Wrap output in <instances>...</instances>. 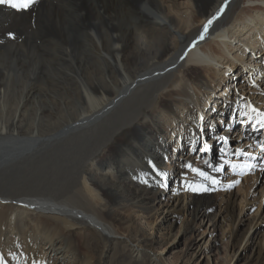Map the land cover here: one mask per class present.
<instances>
[{
    "label": "bare ground",
    "instance_id": "obj_1",
    "mask_svg": "<svg viewBox=\"0 0 264 264\" xmlns=\"http://www.w3.org/2000/svg\"><path fill=\"white\" fill-rule=\"evenodd\" d=\"M253 50L263 58L254 60ZM245 65L254 67L258 87L264 86V0H36L26 10L0 5V140L9 141H0V159L21 156L35 139L43 160L32 178L0 177L5 264H115L116 255L108 252L116 253V245L129 250L128 264L132 257L148 264H240L237 254L253 240L250 254L259 258L264 127L257 121L264 98L257 89L244 91L245 77L238 75ZM233 74L242 88L234 96ZM215 118L224 149L207 160L195 130H212L219 124ZM176 134L180 145L169 146ZM186 143L197 154L188 152L181 162L179 190L164 207L156 205L172 178L171 152ZM63 160L68 183L49 178ZM245 162L254 165L245 174L232 167ZM249 205L255 210L241 230ZM180 212L174 229L167 219ZM204 215L214 229L227 220L232 252L218 261L205 254L211 229L201 230ZM181 231L188 238L183 254L168 261ZM78 240L90 252L94 242L96 257L78 252Z\"/></svg>",
    "mask_w": 264,
    "mask_h": 264
},
{
    "label": "rangeland",
    "instance_id": "obj_2",
    "mask_svg": "<svg viewBox=\"0 0 264 264\" xmlns=\"http://www.w3.org/2000/svg\"><path fill=\"white\" fill-rule=\"evenodd\" d=\"M240 38H242V37H240ZM239 44H240L239 42L235 43V47L240 46ZM249 52H251V51H249ZM233 53H232V55L235 54V53L234 54ZM257 53H259V52H257V50H253L251 52L253 59L254 60H255V58L258 60L262 59L263 56H261V54H257ZM223 66L226 67V64H224ZM250 68L251 69L249 71V68L245 65L243 68V75H242V73L238 75L239 77H245L244 83H246V84H245V87H243V89L245 92L246 91L254 92L253 89H257V91H258L257 95L262 96V98H264V86L258 87V83H261V82H259L260 78H257V75H255V72L252 69L254 67L252 66ZM239 70L237 73H239ZM259 76L263 77V79H264V73H262ZM236 77H237V75L235 76L233 74L234 80L232 79V82L231 81L229 82L230 87H231V90L229 88L230 92L233 93V91H236L233 93V96L235 94H237V95L241 94V89H242V88H240V84L237 86L238 80H236ZM246 77H247V79H246ZM259 92H261V95ZM227 97H228V95H227ZM243 100H245V99H243ZM215 119L218 121L217 118H215ZM214 122L215 121L213 120L211 123L214 124ZM206 123L209 124L210 122L206 121ZM218 123L219 124H217V126L214 125V127H212V130L210 128L209 129L206 128L207 131H205V130L203 131V129H202V131H203L202 134L200 132L201 129H200L199 125L197 126V128L195 130L196 131L195 132V138L197 136H200L201 139L203 140V147L202 148L207 147L210 149V151H207V152L201 151L202 154H205V157L207 158V160L209 159V157L218 156L219 152L222 149H224L223 148V146H224L223 141L225 139L223 138V136H224V134L222 132L223 128L220 125L221 121H218ZM26 124H28V123H26ZM32 124H33V126H36V128L40 127V124H38L36 122H32ZM175 126H178V124L176 123ZM238 127H241V123L237 124L236 127L234 126L231 128V130L228 134V137H227L228 143L235 140L234 139V137H235L234 133ZM184 138H188V135H186V133L184 134ZM176 139H178L177 134L175 135V137L173 139L170 138V140H167V143L169 144V146L174 145V144L180 145L181 140L179 141V143H176L177 142ZM0 141L1 142L5 141L6 143L9 142L7 139H1ZM16 141H19V140H16ZM16 141H11V142H16ZM35 141L36 140L34 139L32 141L26 142V146H25V148L27 149V150H25L26 153H22L21 156H20V154L13 152L12 155L15 158H10L7 160L4 158L0 159V174H3V173L6 174V176L0 175V177H5L7 179H11V178L19 179V178H24V177L32 178L33 176H36L38 174L39 171H37L38 170L37 164H38L39 160H41L40 159L41 154L39 153V147L35 146V144H36ZM22 142H25V141H22ZM9 144L10 145L8 147V152L11 153L12 152L11 148H13L14 146L11 143H9ZM64 144H65V142H62L61 146ZM254 144H255V142H254ZM256 144H257V142H256ZM15 146L20 148L17 145H15ZM54 146H56V144ZM43 149L46 150L48 153L56 151V149H54L52 147H47V148H43ZM197 150H198V147H197ZM188 152L192 156L195 155V153L197 154V151L195 149L191 150L189 148L188 143L185 144V147H183L182 150H176L175 152H173V154L171 152V156L169 157L170 159L168 160V164H169L170 169H167V171H169V173H172V178L169 179V182L166 185L165 191L157 196L156 205L160 204L162 207H164L163 202H165L167 200V198L172 197L171 194H173V191L179 190L178 187L181 184L179 181H176V180L181 178V175H182L181 171L185 170L184 166L181 165V162L184 160H187ZM206 158H204L205 161H207ZM48 159L50 160V158H48ZM41 161H43V160H41ZM228 163L229 162L225 160L224 168H226L228 166ZM67 166L68 165H67L66 161L62 162L61 164L56 163L55 170L49 175V178L53 181L68 183V181H69L68 171H70V170L67 168L66 169L62 168V167H67ZM260 171L262 172L261 169H260ZM263 174H264V172H263ZM16 185H19L18 188L19 187L23 188V186H25L22 184H13V185L6 184V185H2V187L3 188H7V187L9 188L11 186L13 187ZM174 185H176L177 187L176 186L174 187ZM213 185L218 186V183H215ZM256 186H257L256 188H258L260 186V184H257ZM249 206H251V205H249ZM192 207H193V203L191 202L188 206V211ZM254 210H255V206H251L243 212L244 213V217H243L244 220L241 222V225H240L241 230H244L246 228L247 219L254 212ZM207 212H211V214L213 213L212 211H207ZM206 214H208V213H206ZM182 216H183L182 212H180L179 214H175V217H173L172 214H170V217L167 219L166 223H169L170 220H173L174 221L173 222V228L178 229L180 227V222L182 221ZM203 219H204V221L201 225V230L205 229L206 226L207 227L209 226V230L211 229V231H208V230L206 231L205 239H207V245L205 247V254L206 255H208V254L212 255L213 260L218 261V260H220L219 256L224 255L226 252H228V253L232 252L231 245H230L231 243L227 240V236H225L226 235V229H227L226 228L227 220L226 219L218 220V224H217L216 228L214 229L213 226H211L210 222L208 221V216L204 215ZM143 222H142V226L145 228V230H150V229H148V228H150V225H146V223L143 224ZM256 229L257 230L255 231V233H257V236H258L260 234V232L264 229V220H263V222H259L258 225L256 224ZM187 239H188L187 234L183 233L182 231L178 233V236L175 238V240H173L171 242V244L173 246L172 249L169 251V253H167V260L168 261L174 262L180 255L183 254L185 244L188 241ZM78 242H79L78 252H80L84 255L95 254L93 256L96 257V255H97L96 252L98 250L96 247H98V246H96L94 244V242H92L91 252L88 250H85L84 246H82V244H80L81 242L79 240H78ZM254 242L255 241L253 240V242H250L249 244H247L245 246L244 249H241L239 251V253L237 254V257H236V263H240V264H264V250H263L262 254L259 256V258H257V259L255 256L250 254L251 250L254 247ZM116 249H117L116 253H114V252H112V250H110L108 252V256H109V254L110 255H116L115 260H116L117 264H128L127 262L129 260V258H127L126 255L129 254V250L126 249V247H124V246L118 247V245H116ZM249 254H250V256H249ZM247 256H249V257L247 258ZM130 259H132V262L130 264H148V263H145L144 259H137L136 257H132ZM117 261H119V263ZM203 264H206V263L203 262Z\"/></svg>",
    "mask_w": 264,
    "mask_h": 264
},
{
    "label": "snow or ice",
    "instance_id": "obj_3",
    "mask_svg": "<svg viewBox=\"0 0 264 264\" xmlns=\"http://www.w3.org/2000/svg\"><path fill=\"white\" fill-rule=\"evenodd\" d=\"M35 2H36V0H0V5L9 4L11 7L15 8L17 10H26L29 7H31ZM224 7L225 6L222 5L219 12L207 21V23L204 25V30L201 33L200 39L204 38V33L207 32L208 27L213 23V21L218 17V15L224 11ZM251 110L256 111L255 109H251ZM258 115L261 118L257 122L260 124L261 127H264V113H258ZM201 151L207 152V151H210V149L205 147V148H202ZM261 151L264 152V145L261 146ZM236 155L240 156V155H248V154L244 153L240 150H237ZM205 163H208V161H205ZM222 167L223 166H221L220 168H217L216 171H221ZM232 167L234 169H240L241 174H245L246 172L251 171L252 168L254 167V165L251 163L245 162L242 164H233ZM194 171H195V169H194ZM200 175L205 176V174L203 172H201ZM205 179H209V177L205 176ZM212 183L215 184V183H217V181L213 179ZM235 183L238 184L239 181H236ZM232 186L233 185H229L228 187H232ZM0 264H5V261L3 260L2 257H0Z\"/></svg>",
    "mask_w": 264,
    "mask_h": 264
}]
</instances>
